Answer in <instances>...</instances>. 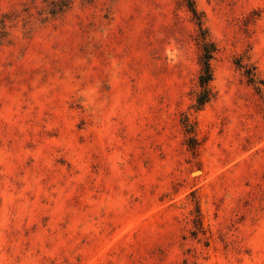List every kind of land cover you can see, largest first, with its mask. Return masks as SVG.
Wrapping results in <instances>:
<instances>
[{
	"label": "rangeland",
	"instance_id": "1",
	"mask_svg": "<svg viewBox=\"0 0 264 264\" xmlns=\"http://www.w3.org/2000/svg\"><path fill=\"white\" fill-rule=\"evenodd\" d=\"M0 264H264V0H0Z\"/></svg>",
	"mask_w": 264,
	"mask_h": 264
},
{
	"label": "trees",
	"instance_id": "2",
	"mask_svg": "<svg viewBox=\"0 0 264 264\" xmlns=\"http://www.w3.org/2000/svg\"><path fill=\"white\" fill-rule=\"evenodd\" d=\"M188 4L191 3V0H187ZM190 10L196 15V9L190 5ZM216 48L215 45L209 41H205L203 46V53L201 55V65L202 71L200 75V84L203 88L201 96L198 98V104L200 106L204 105L210 100L211 90H210V81L212 80V68H211V59L214 57Z\"/></svg>",
	"mask_w": 264,
	"mask_h": 264
}]
</instances>
